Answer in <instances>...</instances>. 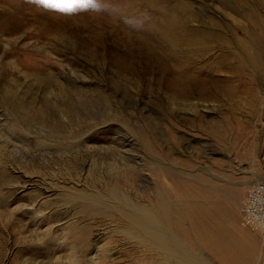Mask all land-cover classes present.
I'll use <instances>...</instances> for the list:
<instances>
[{
    "label": "rangeland",
    "instance_id": "1",
    "mask_svg": "<svg viewBox=\"0 0 264 264\" xmlns=\"http://www.w3.org/2000/svg\"><path fill=\"white\" fill-rule=\"evenodd\" d=\"M189 1L198 14L221 16L218 3L213 10L210 1ZM113 4L120 7L119 0H0L1 127L8 136L0 135V143L13 152L4 164L0 161V264H72L75 252L78 260L83 254L85 258L76 264H105L107 247L115 248L108 252L110 263L134 264L132 258L140 251L115 231L116 223L80 212L79 203L67 200L66 193L106 194L118 185L147 203L151 196L142 185L155 184L150 172L143 171L144 179H132L118 161L120 131L135 137L132 154L145 155L134 133L138 129L158 132L159 159L171 166L175 173L168 176L182 185L192 207L187 221L191 232L201 223L211 227L217 221L235 237L256 235L262 248L254 264H264V233L245 225L241 217L249 190L264 184V85L257 99L238 92L229 99L195 100L192 105L168 102L163 91L150 92L145 85V64L137 50L131 59L134 74L140 69L138 78L113 62L127 52L122 34L111 31L93 38L96 23L78 28L87 22L79 17ZM124 9L107 15L113 29L124 27L118 23ZM183 116L197 119L189 124ZM89 131L88 142L79 141ZM170 154L173 159H168ZM69 223L86 225L83 232L91 233L86 245L73 241ZM99 230L105 236L97 239ZM92 255L94 260L87 259ZM207 255L210 263L218 264Z\"/></svg>",
    "mask_w": 264,
    "mask_h": 264
},
{
    "label": "bare ground",
    "instance_id": "2",
    "mask_svg": "<svg viewBox=\"0 0 264 264\" xmlns=\"http://www.w3.org/2000/svg\"><path fill=\"white\" fill-rule=\"evenodd\" d=\"M207 1L211 2L209 4L213 5V10L216 8L215 3L221 5L220 17L209 11H204L205 14L194 12L193 2L189 0H119V8H114V4L113 8L98 7V13L79 17L78 21L86 19L87 22H80L78 28H87L86 23H96L95 29L91 30L93 38L112 34L111 31L122 34L127 44V52L121 56L118 54L113 62L116 66L119 65V70H129L133 73L132 76L136 77L140 74V69L134 74L135 66L131 52L137 50L135 54L145 64L143 73L147 88L150 92L163 91L168 102L174 105L178 102L192 105L195 100L216 101L224 97L229 99L238 92L249 93L257 99L264 85V0H202V4H208ZM123 7L125 9L119 16L118 23L124 27L113 29L107 15L115 12L118 14ZM204 7L206 9V6L202 5L203 9ZM226 9L234 10L236 15ZM133 87H136L135 84ZM136 89H140L139 84ZM10 93L11 88H6L5 94ZM170 118L174 117L171 115ZM196 119L182 117V120L189 124L194 123ZM2 120L3 113L0 109V135L5 136L1 127ZM10 128L11 125L7 131ZM4 129L6 130V127ZM92 133L93 131H89L79 141L84 140L83 142L87 143ZM134 133L146 150V156L132 154L131 151L137 146L135 137L120 131L117 136L119 148L122 150H119L118 161L124 165L121 168L127 177L132 179H144L146 175L143 171L150 172L155 184L151 185L150 181V184L142 185L151 196L149 201L146 199L147 203L136 199L135 195L127 192L128 190H122L123 187L118 185L106 194L98 191L71 190L66 193V199L78 202L80 212L107 217L114 221L115 231L120 232L125 239L132 240L133 248L140 251L136 253L138 256L132 258L134 264H212L207 253L211 254L218 264H254L256 254L262 246L256 235L244 233L235 237L229 228L221 226L217 221H209L211 227L201 223L197 230L191 232L187 221L191 217L189 209L192 207L188 204L189 200L187 201L185 196L187 194L182 191V185L174 180V176H168L167 173H175L171 166L159 159L161 153L158 132L138 129L134 130ZM109 149L113 150L114 147ZM12 155L13 152L0 143L1 164H4V160L11 159ZM169 158L173 159L171 154ZM113 165L111 166L115 169L117 167L118 170V166ZM167 176L170 183L166 180ZM254 187L255 185L251 189ZM178 195L182 197L179 198ZM244 203L245 200L241 208ZM202 205L200 208L204 209ZM243 214L241 209L242 219ZM204 217L207 218V215ZM69 225L73 241L86 245L88 234H91L83 232L86 225ZM102 236H105V232L100 230L95 234L97 239ZM83 245L81 248H84ZM74 246L71 248L79 249ZM113 249L115 250L108 247L105 249L103 263L112 264L109 259L111 253L108 252ZM72 255L69 256L72 258V264L85 260L84 254V259L79 258L80 260L77 259L76 252ZM95 257L92 255L87 259L94 260Z\"/></svg>",
    "mask_w": 264,
    "mask_h": 264
},
{
    "label": "built area",
    "instance_id": "3",
    "mask_svg": "<svg viewBox=\"0 0 264 264\" xmlns=\"http://www.w3.org/2000/svg\"><path fill=\"white\" fill-rule=\"evenodd\" d=\"M243 223L264 233V184L257 183L249 194L242 208ZM245 219V220H244Z\"/></svg>",
    "mask_w": 264,
    "mask_h": 264
},
{
    "label": "snow or ice",
    "instance_id": "4",
    "mask_svg": "<svg viewBox=\"0 0 264 264\" xmlns=\"http://www.w3.org/2000/svg\"><path fill=\"white\" fill-rule=\"evenodd\" d=\"M42 2H43V0H42Z\"/></svg>",
    "mask_w": 264,
    "mask_h": 264
}]
</instances>
